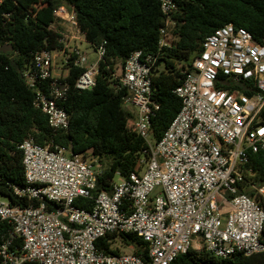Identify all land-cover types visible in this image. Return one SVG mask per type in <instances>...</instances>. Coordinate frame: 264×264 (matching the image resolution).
Instances as JSON below:
<instances>
[{
	"label": "built area",
	"instance_id": "1",
	"mask_svg": "<svg viewBox=\"0 0 264 264\" xmlns=\"http://www.w3.org/2000/svg\"><path fill=\"white\" fill-rule=\"evenodd\" d=\"M161 8L168 15L176 7L161 0ZM53 15L63 47L35 55L34 70L25 76L32 87L50 79L48 92L38 91L34 104L59 131L68 127L69 116L56 103L68 91V60L83 70L75 88L89 90L104 50L90 60L78 48L74 12L60 5ZM168 25L160 31L159 47L169 46ZM56 57L63 58L59 74ZM151 64L135 52L116 66L114 76L127 92L124 105L134 110L133 128L148 148L129 176L115 175L109 192L95 194L96 159L32 139L19 145L26 186L15 187L14 194L28 206L0 201V264H172L189 249L223 259L264 252V209L240 191L252 175L249 154L264 153V46L232 24L208 35L174 91L179 113L152 144L150 120L158 105ZM250 187L264 199V185ZM77 198L92 199V208L75 207ZM121 234L142 240L146 255L134 254V245L118 239L109 246L114 253L96 245Z\"/></svg>",
	"mask_w": 264,
	"mask_h": 264
},
{
	"label": "trees",
	"instance_id": "2",
	"mask_svg": "<svg viewBox=\"0 0 264 264\" xmlns=\"http://www.w3.org/2000/svg\"><path fill=\"white\" fill-rule=\"evenodd\" d=\"M175 9L162 12L161 0H0V197L11 205L28 206L18 199L14 188L26 186L19 145L26 139L46 145H59L71 154L96 159L100 174L98 192L111 190L116 174L129 176L146 157L148 146L133 128V113L124 105L126 89L114 74L135 52L150 58L153 100L158 105L151 121V140L157 142L181 109L174 94L193 60L200 54L202 42L216 29L232 24L248 31L264 46V0H172ZM65 5L75 14L79 33L94 51L104 50L95 85L78 90L75 82L83 72L72 66L64 82L65 96L57 106L69 116L68 127L55 131L48 117L35 106L38 91L48 92L50 79L30 86L26 72L34 70L35 55L59 51L60 27L54 10ZM172 37L168 47H159L160 31L166 28ZM246 168L248 183L240 191L260 202L250 187L264 185V153H251ZM33 206L37 201L33 200ZM74 206L90 210L92 199L77 198ZM49 210L54 208L48 204ZM1 230V228H0ZM264 237V225L262 229ZM118 239L123 246L134 245V254L146 255V244L133 234L107 235L97 242L106 252ZM172 264H264V252L249 256L236 254L218 258L205 250L189 249Z\"/></svg>",
	"mask_w": 264,
	"mask_h": 264
},
{
	"label": "rangeland",
	"instance_id": "3",
	"mask_svg": "<svg viewBox=\"0 0 264 264\" xmlns=\"http://www.w3.org/2000/svg\"><path fill=\"white\" fill-rule=\"evenodd\" d=\"M78 38L81 40V42L77 41V45H78V48L79 50L82 52V53H86L88 55V58L90 60H94L96 58V53L95 51L92 49V47H90L84 40H83V36L81 34L78 35ZM167 39L168 41H172V37L170 36L169 32L167 34ZM62 60L63 58L62 57H56L55 58V61H54V65L56 67V72L59 74L60 72V69L62 67ZM127 109L130 110L132 113L134 112V110L130 107V106H127ZM148 142L149 143H153V141L151 140V137H149L148 139ZM88 159H92L94 160L95 158H93L92 156L88 155L87 156ZM96 161V160H95ZM115 181L117 182V177L115 178ZM0 201L1 202H6V199L0 197ZM121 252H128L124 249L121 250Z\"/></svg>",
	"mask_w": 264,
	"mask_h": 264
}]
</instances>
